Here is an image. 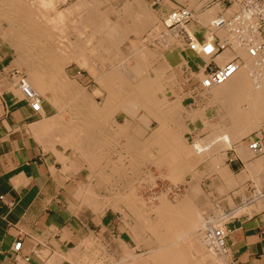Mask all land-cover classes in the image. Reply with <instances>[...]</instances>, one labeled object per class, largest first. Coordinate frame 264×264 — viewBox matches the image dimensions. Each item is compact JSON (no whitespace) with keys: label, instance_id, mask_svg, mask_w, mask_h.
I'll return each instance as SVG.
<instances>
[{"label":"crops","instance_id":"crops-1","mask_svg":"<svg viewBox=\"0 0 264 264\" xmlns=\"http://www.w3.org/2000/svg\"><path fill=\"white\" fill-rule=\"evenodd\" d=\"M212 1L197 0L190 8L205 9ZM186 3L154 2L155 19ZM145 31L124 32L112 71L103 51L95 57L100 67L93 63L91 94L97 111L90 115L85 109L82 121L65 113L63 121L49 122L59 110L47 101L42 115L34 114L11 79L18 68L0 50V264H195L189 257L199 253L198 238L204 242L191 223L222 214L228 216L225 243L232 259L264 264V156H253L233 114L223 124L214 92L195 101L180 84L185 69L201 61L172 36L161 53L147 51L142 59ZM122 60L132 63L128 70L116 66ZM130 94L146 109L130 113ZM95 95L103 96L100 105ZM68 104L75 111L86 106ZM82 125L85 134L78 130ZM225 135L232 137L228 147ZM198 142L216 144L201 157L193 152ZM179 185L181 193L171 196ZM145 190L157 201L141 199ZM18 242L22 248L16 252Z\"/></svg>","mask_w":264,"mask_h":264},{"label":"bare ground","instance_id":"bare-ground-1","mask_svg":"<svg viewBox=\"0 0 264 264\" xmlns=\"http://www.w3.org/2000/svg\"><path fill=\"white\" fill-rule=\"evenodd\" d=\"M62 2L64 3L65 0H0V18L3 19V21H5L6 23H8L10 25V28L12 27L15 31H18L19 33L14 34V32L11 33H7L10 34V37H13L11 42L13 41V43H15L16 47H19L22 49V46H25L27 44L28 47L32 48L33 53H36L35 55L33 54V57L38 59V63L36 64H28L29 61H27V65L25 66L27 68V75H28V83L30 85V87L40 96L42 95H46L47 93L51 94V97H49L47 99V102L51 104V106L56 107L59 110V114L55 117L52 118L49 122L54 123L56 120H60L62 118V115L60 114L63 111V108L65 107V104L62 106V97H66L68 96V101L67 102H76V104H79L78 100L81 101L82 99H84L83 94H81V89H79L78 85L76 86L75 83L71 82L68 84L64 79H62V71L64 70L63 66L65 63H69V61L72 58H78L79 56H81L80 53L78 54L76 50H72L69 51L65 50V48H63L65 46V44H63L64 46L62 47V42L61 40L57 39L54 34H52L51 28L53 27V25L55 24H61V23H65V21L68 19L69 16L74 15V11L77 10L79 7L78 5H76L78 8L75 9L74 7L71 6V8H68L65 11H59V7L61 6ZM135 2V0H134ZM82 5H84L83 3H81ZM90 4V3H89ZM128 4V3H127ZM80 6V4H79ZM126 8V6H124ZM124 8V10H125ZM129 8V7H128ZM133 9L136 13V18L138 20H140V24H136L138 21L135 20V24L133 22V24H131L130 28H133L134 30H136L138 33H141L142 31L147 30L150 26L153 25V20L152 18L150 19V17L147 14V9L145 8V5H143V3L139 0L136 1V3L131 4V8ZM129 11V9L127 10ZM130 12V11H129ZM206 13V12H205ZM77 14V13H76ZM216 15V11H207V13L203 16H201V20L206 21L203 22L204 24L209 22L214 16ZM83 16V15H82ZM81 16V17H82ZM134 18V15H132ZM107 17V16H106ZM83 18V17H82ZM99 18V17H98ZM98 18L97 15L95 14H88L85 18V20L82 22L83 26L84 23L85 25L88 24H95L98 23ZM119 19V18H118ZM126 19V18H125ZM104 20V19H103ZM102 20V22H103ZM123 20V19H122ZM130 20V19H129ZM133 20V19H131ZM200 20V21H201ZM118 21V20H117ZM1 22V21H0ZM78 22V21H77ZM80 22V21H79ZM123 21L114 23L112 22L110 19H105L104 23H102L103 25H105V27L103 29L108 30L107 32V37L109 42H117L119 40V34L117 32L118 28H121L123 26L121 25H125L126 27V23L122 24ZM130 23V22H129ZM1 24V23H0ZM101 24V21H100ZM99 24V25H100ZM1 26V25H0ZM19 28V30L16 28ZM91 26V25H90ZM130 26V25H129ZM82 27V26H81ZM124 27V28H125ZM54 28V27H53ZM86 28V27H85ZM83 27V29H85ZM102 28V27H101ZM100 28V31H103ZM88 29V27H87ZM99 30V29H98ZM124 30V29H123ZM128 30V29H127ZM3 31V30H1ZM129 31V30H128ZM10 32V31H9ZM54 32V31H53ZM93 32V31H92ZM97 32V31H96ZM105 32V31H104ZM5 33V32H4ZM56 34V33H55ZM102 34V33H101ZM104 34V33H103ZM4 35V34H3ZM6 35V34H5ZM81 35V34H80ZM91 35V34H89ZM88 35V36H89ZM93 35V34H92ZM91 35V37H92ZM82 36V35H81ZM94 36V35H93ZM4 37V36H3ZM9 37V38H10ZM83 37V36H82ZM89 37L91 40L92 38ZM99 37V36H98ZM171 37V36H170ZM8 38V39H9ZM69 38V37H68ZM102 38V37H101ZM6 39V38H5ZM85 39L87 40V37H85ZM93 39H97V38H93ZM103 39V38H102ZM63 40V39H62ZM71 40V39H70ZM8 41V40H7ZM89 43L90 41L87 40ZM102 41V40H101ZM105 41V40H104ZM25 42V44H24ZM58 42V43H57ZM74 42V41H73ZM106 42V41H105ZM121 42V41H120ZM57 43V44H55ZM83 43V42H82ZM69 44V43H68ZM78 44V43H77ZM88 44V43H85ZM108 44V42H107ZM111 44V43H110ZM119 44V43H118ZM87 46V45H86ZM119 46V45H118ZM117 46V47H118ZM14 47V46H13ZM27 47V48H28ZM34 47V48H33ZM71 47V45H70ZM83 47V46H82ZM107 47V46H106ZM142 47V46H141ZM26 48V46L24 47ZM111 49V47H108ZM82 49V48H81ZM86 49V48H84ZM110 49H108L110 51ZM24 50V49H22ZM78 50V49H77ZM147 49H145V47L140 48V53L144 52L142 59L145 60V58L147 57V52H145ZM18 51V50H16ZM76 51V52H75ZM80 52V51H78ZM23 53V52H22ZM26 53V52H25ZM24 53V54H25ZM29 53V51H28ZM30 54V53H29ZM27 54V55H29ZM92 54V53H91ZM22 55V54H21ZM26 57H29L27 56ZM84 55V53H83ZM152 55V54H151ZM150 55V56H151ZM20 58V57H19ZM86 58V57H85ZM151 58V57H150ZM232 58V55L229 52H225L219 59V61L221 60L222 63H225L226 61H228L229 59ZM33 59V58H32ZM87 59V58H86ZM21 60V58H20ZM79 60V59H78ZM35 61V59H34ZM87 61V60H86ZM20 62V61H19ZM32 62V61H31ZM84 62V61H83ZM83 62L81 64H83ZM147 62V61H146ZM150 62V61H149ZM147 62V63H149ZM26 64V62H25ZM120 64V63H119ZM144 64L146 66H148L145 62ZM89 65H90V61H89ZM143 65V64H142ZM36 66V67H35ZM67 66V65H66ZM86 66V65H84ZM150 66V65H149ZM82 67V66H81ZM87 67V66H86ZM85 67V68H86ZM88 68V67H87ZM122 70H128L125 65H121L120 67ZM142 68V66H141ZM148 68V67H147ZM146 68V70H147ZM253 68V64L251 61H248L247 66L241 68L239 70V72L230 80L228 81L225 85H223L222 87L218 88L214 95L216 98H220V100L222 102L225 103V106L227 107V110L229 111V115H234L235 117L233 118V121L236 122L240 120L241 124L243 127H245L246 129L242 130V126H240L241 130H239V128H235V126H233L234 131L237 129V131H239L240 135H247L249 134V129L253 128V124L255 120L258 119H264V80H260L258 83H256L253 79H251L250 77V72L252 71ZM143 70V68H142ZM141 70V71H142ZM115 72V71H114ZM109 73V72H107ZM131 74V73H130ZM134 76V75H133ZM66 77V76H65ZM153 78V77H152ZM68 79V78H67ZM107 79V78H106ZM70 80V79H69ZM151 85V84H150ZM147 86V85H146ZM132 87V86H131ZM148 87V86H147ZM84 89V88H83ZM134 89V88H133ZM118 90V89H117ZM141 90V89H140ZM116 91V90H115ZM87 92V91H86ZM110 93V92H109ZM143 94V92H141ZM128 96V93H126ZM67 95V96H66ZM131 95V94H130ZM134 95V94H133ZM131 95L129 96V111L130 113H134L136 111H138L139 109L141 110L142 108L146 109V106L144 105V103L142 101H139L141 103H137L134 99L135 97ZM137 95V94H136ZM126 96V97H127ZM139 97V95H137ZM242 98H241V97ZM43 97V96H42ZM114 97V94H113ZM141 97V96H140ZM145 97V96H144ZM144 97H141L142 100H144ZM115 98V97H114ZM140 98V100H141ZM149 98V97H148ZM237 98H240V100L244 101L248 107L247 108V116L246 117H242L241 115V107H238V103L237 105L235 104V102L238 101ZM44 101L45 98L43 97ZM81 99V100H80ZM93 99V98H92ZM117 99V98H116ZM132 99V100H131ZM113 100V99H112ZM43 101V102H44ZM86 101V100H85ZM84 101V103H85ZM114 101V100H113ZM146 101V100H144ZM65 103V102H64ZM83 103V102H82ZM87 103V102H86ZM94 103V102H93ZM222 103V104H224ZM244 103V104H245ZM67 105V104H66ZM81 105V104H80ZM83 105V104H82ZM109 105V104H107ZM85 106V105H84ZM82 107V106H81ZM87 107V105H86ZM90 107V106H89ZM95 107V105H94ZM148 107V106H147ZM66 108V107H65ZM73 108V107H72ZM76 108V107H75ZM85 108V107H84ZM96 108V107H95ZM153 108V107H152ZM88 109V107H87ZM111 109V108H110ZM171 109V108H170ZM243 109V108H242ZM66 110V109H64ZM89 110V109H88ZM87 110V111H88ZM174 110V109H173ZM239 110V111H238ZM77 111V110H76ZM93 111V109H92ZM97 111V110H96ZM148 111V109H147ZM90 112V110L88 111ZM232 112V113H231ZM81 113V112H79ZM78 113V114H79ZM84 113V112H83ZM87 113V112H86ZM92 113V112H91ZM239 113V114H238ZM85 114V113H84ZM82 114V115H84ZM93 115L95 114L94 112L92 113ZM98 114V113H97ZM96 114V115H97ZM81 115V114H80ZM86 115V114H85ZM165 115V114H164ZM173 115V114H172ZM76 116V115H75ZM163 116V115H162ZM238 116H240L238 118ZM73 117V116H70ZM148 117V116H147ZM165 117V116H164ZM50 118V117H49ZM87 118V117H85ZM84 118V120H85ZM92 118H95L94 116H92ZM249 119L248 121L250 122L251 120V124L245 122V119ZM80 121V118H78ZM77 119V120H78ZM83 119V118H82ZM158 119V118H157ZM47 120V119H46ZM161 120V119H160ZM159 120V121H160ZM42 121V120H41ZM67 122V121H66ZM137 122V120H136ZM164 122V121H163ZM239 122V121H238ZM243 122V123H242ZM58 123V122H57ZM69 123V122H68ZM165 123V122H164ZM45 124V123H44ZM59 124V123H58ZM90 124V123H89ZM159 125L161 123H158ZM50 125V124H49ZM70 125V123H69ZM68 125V126H69ZM258 125V124H257ZM58 125H56L57 127ZM64 126V125H62ZM83 126V125H82ZM256 126V125H255ZM55 128V126H53ZM84 127V126H83ZM88 128V127H87ZM91 128V127H90ZM166 128V127H165ZM180 128V127H179ZM256 128V127H254ZM74 129V127H73ZM51 130V129H50ZM59 130V129H57ZM79 130V128H78ZM233 129H231L230 131H232ZM62 131V130H60ZM73 131V130H72ZM75 132V131H74ZM84 132V131H83ZM155 132V131H154ZM163 132V131H162ZM82 133V130H81ZM166 133V132H165ZM231 133V132H230ZM235 133V132H234ZM67 134V133H66ZM71 134V133H70ZM85 134V132L83 133ZM136 134V133H135ZM152 134V133H151ZM161 134V133H160ZM175 134V133H174ZM172 134V135H174ZM182 134V133H181ZM228 134V133H227ZM237 134V133H236ZM65 135V134H64ZM79 135V134H78ZM159 135V134H158ZM168 135V134H166ZM171 135V136H172ZM229 135V134H228ZM228 135H225V137H223L222 141L224 144H226V146H230L231 145V138ZM231 135V134H230ZM240 135H238L237 137H239ZM61 136V135H60ZM69 136V135H68ZM170 136V134H169ZM170 136V137H171ZM86 137V136H85ZM156 137V136H155ZM221 137V136H220ZM63 138V137H62ZM69 138V137H68ZM161 139V135L159 137ZM222 138V137H221ZM220 138V139H221ZM65 139V138H64ZM236 139V138H235ZM235 139H233L235 141ZM166 140V139H163ZM170 140V138H169ZM180 140V139H179ZM129 141V140H128ZM175 141V140H173ZM142 142V141H141ZM158 144V141H156ZM165 142V141H164ZM130 143V142H128ZM149 143V142H148ZM147 143V144H148ZM104 144V143H103ZM154 144V143H153ZM171 144V143H170ZM174 144V143H173ZM215 143H212L210 145L204 146L202 143H196V145L192 146L194 147V156L199 155V156H203L206 152L208 151H212L211 148L213 146H215ZM133 145V144H132ZM144 145V144H143ZM150 145V144H149ZM108 146V145H107ZM131 146V145H130ZM135 146V144H134ZM132 146V147H134ZM160 146V143H159ZM164 147L166 145H163ZM176 146V145H173ZM182 146V145H181ZM225 146V145H224ZM152 147V146H151ZM170 147V146H169ZM172 147V146H171ZM170 147V148H171ZM178 147V146H177ZM100 148V147H99ZM174 148V147H172ZM179 148V147H178ZM188 148V146H187ZM78 149V148H77ZM103 149V148H102ZM169 149V148H166ZM170 150V149H169ZM168 150V153H170ZM173 150V149H172ZM175 150V149H174ZM177 150V149H176ZM164 151V150H163ZM162 152V150H161ZM173 152V151H172ZM192 152V151H191ZM191 152L189 151V153L191 154ZM91 153V152H90ZM101 153V152H100ZM126 153V152H125ZM175 153V152H174ZM171 154V153H170ZM169 154V155H170ZM182 154V153H181ZM185 154V153H184ZM183 154V156H185ZM193 154V153H192ZM96 155V154H95ZM143 155V154H142ZM175 155V154H174ZM174 155L173 158H174ZM187 155V154H186ZM141 156V155H140ZM179 156V155H178ZM177 156V157H178ZM188 157L190 155H187ZM186 156V157H187ZM163 157V156H162ZM165 158V157H164ZM180 158H182V156L180 155ZM179 158V159H180ZM198 158V157H197ZM96 159V158H95ZM121 159V158H120ZM145 159V157H144ZM154 159V158H153ZM159 159V158H158ZM192 159V158H191ZM146 160V159H145ZM160 160V159H159ZM162 160V159H161ZM170 160V158H169ZM182 160V159H181ZM186 160V159H185ZM165 162V160H163ZM162 161V162H163ZM171 161V160H170ZM169 161V163H170ZM177 161V160H176ZM175 161V162H176ZM184 162V160H182ZM142 162V161H141ZM155 162V161H154ZM153 162V163H154ZM174 162V161H173ZM172 162V163H173ZM166 163V162H165ZM168 163V161H167ZM172 163H170L172 165ZM179 163V162H178ZM177 163V164H178ZM182 163V162H181ZM197 163V162H195ZM169 164V165H170ZM184 164V163H183ZM182 164V165H183ZM194 164V163H193ZM152 165V164H151ZM168 165V164H167ZM170 165V167H171ZM176 165V164H175ZM189 165V164H188ZM173 166V165H172ZM180 166V165H179ZM186 166V165H185ZM116 167V166H115ZM193 167V166H192ZM186 168V167H185ZM190 168V167H188ZM173 169V167H172ZM171 169V170H172ZM174 170V169H173ZM205 171V170H204ZM171 175V174H170ZM180 177V176H179ZM178 178V177H177ZM176 179V177H175ZM174 179V180H175ZM180 179H182L180 177ZM178 180V179H177ZM176 180V181H177ZM116 193V192H115ZM131 196V195H130ZM134 196V195H133ZM120 197V196H119ZM164 197V196H163ZM121 198V197H120ZM125 198V197H124ZM122 199V198H121ZM131 200V199H130ZM129 200V201H130ZM138 200V199H137ZM138 202V201H137ZM141 202V201H140ZM131 203V201H130ZM133 203V202H132ZM131 203V205H132ZM165 203V202H164ZM163 203V204H164ZM139 204V203H138ZM165 205V204H164ZM134 206V205H133ZM140 207V206H139ZM163 207V206H162ZM175 209V208H174ZM144 211V210H143ZM165 212V211H164ZM174 212V211H173ZM179 212V211H178ZM178 214V213H177ZM181 215V214H180ZM189 216V215H188ZM195 223V222H194ZM199 223V222H198ZM192 224V223H191ZM197 223H195L196 225ZM181 223H178L176 226L180 227ZM199 225V224H198ZM197 225V226H198ZM182 226V225H181ZM196 226V227H197ZM183 227V226H182ZM142 228V227H141ZM190 229H194L191 227L190 225ZM189 230V229H188ZM197 232V231H196ZM201 235V234H200ZM195 239V238H194ZM198 242V241H197ZM201 242V241H200ZM203 242V241H202ZM176 244V243H175ZM206 247L205 244H202ZM169 251V250H168ZM167 251V252H168ZM184 253V252H183ZM182 254V253H181ZM185 254V253H184ZM183 254V255H184ZM185 257V255H184ZM188 257V256H187ZM181 258V256H180ZM191 258V257H189ZM193 258V257H192ZM176 260V259H174ZM181 261V260H180ZM193 261V260H192ZM185 262V260H184ZM188 262V261H187ZM190 262V261H189ZM188 262V263H189ZM219 262V261H218ZM182 263V262H181ZM183 264V263H182ZM191 264V263H190ZM193 264V263H192Z\"/></svg>","mask_w":264,"mask_h":264},{"label":"built area","instance_id":"built-area-1","mask_svg":"<svg viewBox=\"0 0 264 264\" xmlns=\"http://www.w3.org/2000/svg\"><path fill=\"white\" fill-rule=\"evenodd\" d=\"M154 1L160 3L163 0ZM211 7H217L218 13L208 23L202 24L200 14ZM205 9L178 6L163 19L167 36H172L179 48L191 52L201 61L195 68L189 67L184 71L183 84L195 101L208 98L247 66L248 61L253 64L251 79L256 83L264 80V0H213ZM225 52H229L232 58L222 63L219 59ZM11 79L32 112L41 116L44 99L30 87L26 75L15 69L11 72ZM260 135L257 139L249 137L246 140L255 156H264V136ZM179 192L180 187L175 186L170 194L176 197ZM157 199L155 193L150 194L151 201L156 202ZM227 219L225 215L208 222L209 226L201 229V240L213 256L226 259V264H239L232 259L225 243ZM215 222L222 224L215 225ZM21 248L22 242H18L14 250L19 252Z\"/></svg>","mask_w":264,"mask_h":264},{"label":"rangeland","instance_id":"rangeland-1","mask_svg":"<svg viewBox=\"0 0 264 264\" xmlns=\"http://www.w3.org/2000/svg\"><path fill=\"white\" fill-rule=\"evenodd\" d=\"M136 1L137 0H135V2H134V0H65V2L64 3L62 2L61 6L59 7V11H65L68 8H71V6L74 7V8L76 7L75 9H77L79 7L77 10L74 11V15L68 17V19L65 21L64 24L61 23V24H55V25H53L54 28L52 27L51 28V31H52V34H54V36L55 35L57 36V37L55 36L57 39L61 40L62 42L64 41L62 43V47L64 46L63 44H65V46L63 47V48H65V50H68L69 49V51H71L73 49V50H76L78 54H80L82 52L84 53V55L82 53L81 56H79L78 58H72L69 61V63H65L64 64V66H63L64 70L62 71V75H63L62 76V79H64L67 83L68 82L70 83V81L73 82V83H75L76 86L78 85L79 89L82 90L81 91V94L84 93L83 94L84 99H82V100L80 99L81 101L78 100V102H79V104H83V105L85 104V105H87L88 109L90 110V115H93L92 113L95 112L96 111V108H97L96 106H95L96 108L94 107L95 104L93 103V99H92L93 98V95L91 94L92 91L95 89L94 88V85H95V82H94L95 79L94 78L96 76L93 74L95 72V70H96L95 68H93V66H94L93 63H95V57L101 58V53H102L101 51H103L107 55V58L105 59V61L106 62H110V64H109V67H110L109 71H112V69H113L112 66L115 65V63H114L115 62V59L114 58H116L117 51H118V47L121 45V42L120 41L124 40V38H123L124 35H125L124 32H126V31L129 30L130 32H133L134 33V29L133 28H130V27H131V24H133V22L135 24V20L138 21L136 24H140L139 23L140 20H138L135 17L136 16L135 11L133 9H130L131 8V4L136 3ZM140 1L143 3V5H145V8L147 9V14L150 17V19L152 18V20H153V25L149 28V30H146L144 32L145 35L143 36V38L141 40L142 43L140 44V47L141 46L142 47H145V49H147L145 52H147V51L148 52H151V53L154 52L156 54L161 53L162 50L165 49V47L163 46V43L165 42L166 39L169 38V36H167V34H166L167 31H166V28L163 25V20L159 21V20L155 19L154 8L152 7L154 5V2H155L154 0H140ZM194 1L197 2V0H189V5H188V3H186L187 6H189L188 8H190L192 6H195L194 5L195 3L193 4ZM81 3H83L84 5H82ZM79 4H80V6H79ZM76 5H78V7ZM124 6H126V8ZM124 8H125V10H124ZM172 8H175V6H172ZM128 9H129L130 12L127 11ZM190 9H192V8H190ZM217 10H218V8L215 7V9H212L210 11H216V14H217L218 13ZM206 13L200 14L199 21L201 20V16L205 15ZM88 14H90V15L91 14L97 15V18L99 17L98 18V21L99 22L98 23H95L94 25L93 24L85 25V23H84V26H83L82 22L85 20V18H86V16ZM132 15H134V18H133ZM103 19L104 20L105 19H110L114 23L123 21L122 24H125L127 22L126 23V27H125V25H121L123 27L118 28L117 32L119 34V40L117 42H109L108 40H106V39H108V38H106L107 37L106 34H107L108 30L103 29L105 27V25L102 24V23H104V20ZM131 19H133V20H131ZM102 20H103V22H102ZM0 21H1L0 22L1 23L0 24L1 25L0 26V50H2L5 53H7L10 56V59L13 62L14 66L17 67L19 70H21L26 75V77L28 78V75H27V71L28 70H27V68L25 66L28 63L27 61H29L28 64H30V65L38 63V62H36V61H38V59H36V58L33 57V54L35 55L36 53H33L32 48L28 47L27 44L25 45L26 48H24L25 46H22V49H24V50H22L21 48H19L21 46L16 47L15 43H13V41L11 42V40H12L13 37H10V34H8V36H7V33H11L12 34L14 32V34H17L19 32L18 31H15L16 29L14 30L12 27L10 28V25L8 23H6L5 21H3V19L0 18ZM100 21H101V24H100ZM200 22L202 24H204L203 22H206V21L201 20ZM83 27L84 28L86 27V28L83 29ZM87 27H88V29H87ZM100 28L103 31H100ZM17 29L19 30V28H17ZM1 30H3V31H1ZM6 31H7V33H6ZM89 34H91V35L93 34L94 36L92 35V37H91V35H89ZM137 35H140V34H137ZM159 36L161 37V39H156ZM85 37H87V40H89L90 43L85 39ZM89 37H91L92 40ZM93 38H97V39H93ZM107 42H108V44H107ZM57 43H55V44H57ZM85 43H88V44H85ZM24 44H25V42H24ZM70 45H71V47H70ZM108 47H111V49L108 48ZM84 48H86V49H84ZM108 49H110V51ZM16 50H18V51H16ZM73 50H72V52H73ZM28 51H29L30 54L28 53ZM78 51H80V52H78ZM27 54H29V55H27ZM26 55L29 56V57H26ZM19 57L21 58V60H20ZM123 57H126V56L123 55ZM34 59H35V61H34ZM89 61H90V65H89ZM25 62H26V64H25ZM82 62H83V64H81ZM125 63L128 66H130L132 64V63H130L129 60H127V61L126 60H122V62H120V64L119 65L117 64L116 66L121 67V65L122 66L125 65ZM84 65H86L88 68L86 66H84ZM95 65L100 67V65L97 64V62L95 63ZM153 69H155V68H153ZM180 84L181 85L183 84V80L182 79H181ZM42 96L47 101V99L49 97H51V94L50 93H47L46 95H42ZM124 96L125 95H121V97H124ZM102 97H103L102 95H95L94 96V99H95V102H96L97 105H100L102 103V100H101ZM110 97H109L108 101L112 102L110 100L111 99ZM112 99H114V98H112ZM237 99H238V101L235 102V104L237 105V103H238V107H241L240 110H241L242 117H246L247 116L246 114L248 112L246 107H248V106H247V104L244 101L240 100V98H237ZM67 101H68V96H67V99H66L65 96L62 97V102H63L62 103V106L65 104V107L69 108V104L66 105L67 103H69ZM84 101H85V103H84ZM44 102L42 103V108H43ZM220 102L221 103L219 104V112H220L221 120L224 122L223 124L226 125V124H228V121H229V114H228L229 111L227 110V107L225 106V103L222 102L221 100H220ZM73 103L76 104V102H73ZM222 103H224V104H222ZM47 104L51 105L48 102H47ZM65 107L63 108V111L60 113L62 115V118H64L65 113H66V117L69 120L70 119H75V118L78 117L82 121L85 117H87V115H85L86 114V110L85 109H87L86 106H85V108H83L82 111L79 110L80 107H78V106L76 108L77 111L72 110L70 108H69V110H64V109H66ZM92 109H93V111H92ZM79 112H81V113H79ZM77 113H79V114L77 115ZM82 114H84V115H82ZM243 115H246V116H243ZM70 116H73V117H70ZM239 117L240 116H238V118ZM248 120L245 119L244 121L247 122ZM251 120L252 119H250V122L248 121L247 123L248 124L249 123L251 124ZM225 122H227V123H225ZM238 124H239V122H238ZM252 127L253 128L249 129V132H248L249 134H247L243 138H246V137H254V139H257V138H259L261 136L260 134H262L264 136V119L255 120ZM254 127H256V128H254ZM241 128H242V130L243 129H246L243 126ZM84 129H85V127H79V131L80 132H81V130L83 132ZM228 132H229L228 129H226V130L223 131L224 134H227ZM253 156H254V154H253ZM180 186L181 185H179V187ZM181 188L182 187H180V192L179 193H181V190H182ZM150 193H151V191H148V190L143 191V196H141V199H144L143 197L150 199ZM163 198H165V196ZM224 216H225V214H222L220 217L222 218ZM212 220H214V219H207L206 223L204 221L203 224L200 223V222L199 223L197 222L196 225L194 223H192L191 225H192V228H194V231L195 232L196 231L198 232L201 229L206 228V226H209L208 225V222H210ZM219 224H222V222H219V223L215 222V225H219ZM181 225H182V223H181ZM181 225H180V230H181V227L183 226V225L182 226ZM198 239H199V241L198 240L197 241L199 242V244H201L199 246L200 247L199 253L198 254L196 253V254H193V255L191 254L190 255L191 258L193 257L192 259H193V261H194L195 264H226V259L220 258V256L218 257V256H213L212 254H210L209 251L207 250V248L204 245H202L203 243L200 242V238H198Z\"/></svg>","mask_w":264,"mask_h":264}]
</instances>
